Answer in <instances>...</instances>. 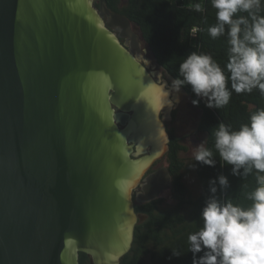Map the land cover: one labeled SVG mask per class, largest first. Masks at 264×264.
Returning a JSON list of instances; mask_svg holds the SVG:
<instances>
[{
	"label": "water",
	"instance_id": "95a60500",
	"mask_svg": "<svg viewBox=\"0 0 264 264\" xmlns=\"http://www.w3.org/2000/svg\"><path fill=\"white\" fill-rule=\"evenodd\" d=\"M95 1L0 0V264H120L170 148L165 82Z\"/></svg>",
	"mask_w": 264,
	"mask_h": 264
},
{
	"label": "clouds",
	"instance_id": "9594fccd",
	"mask_svg": "<svg viewBox=\"0 0 264 264\" xmlns=\"http://www.w3.org/2000/svg\"><path fill=\"white\" fill-rule=\"evenodd\" d=\"M210 2L216 9V23L207 31L212 39L227 36L228 75L210 54L192 52L180 63L179 76L170 85L165 82L161 89L163 109L179 103L178 95L174 99L170 95L179 93L185 85H190L197 97L193 104L198 105L203 99L206 107L215 109L229 103L232 94L229 81L231 90L237 94L251 93L258 88L264 95V15L259 14L264 0ZM191 7L196 12L204 11L201 3ZM191 31L194 35L198 28L193 27ZM144 60L150 63L145 57ZM213 135L214 149L222 166L231 165L232 174L236 176L254 174L257 186L247 193L246 198L251 203L244 207L217 197V185L220 189L229 186L226 176L210 180L212 195L201 212L203 226L187 238L193 264H264V108L253 112L249 122L238 130L219 122ZM193 159L209 166L216 164L213 150L204 142L196 146ZM172 251L175 256L183 254L178 249ZM200 252L203 255L197 257Z\"/></svg>",
	"mask_w": 264,
	"mask_h": 264
},
{
	"label": "trees",
	"instance_id": "16d2710c",
	"mask_svg": "<svg viewBox=\"0 0 264 264\" xmlns=\"http://www.w3.org/2000/svg\"><path fill=\"white\" fill-rule=\"evenodd\" d=\"M114 11L125 14L141 29L150 44L158 62L176 78L179 76L180 63L192 52L210 54L226 70L228 62L227 36L212 39L208 27L216 23V9L210 0H106ZM201 3L204 11L192 10V5ZM260 15H264L262 7ZM247 15V13H238ZM198 28L193 35L192 28ZM197 99L190 85L184 86ZM229 103L221 109L206 107L205 101L197 105L202 113L199 130L205 134V146L212 149L216 158L215 166H209L196 161L199 177L204 185V191L199 197H192L191 191L184 180L185 159L181 151L186 147L180 143V138L174 130L170 131V148L167 153L174 176L173 190L176 202L168 208H161L164 198H157L139 205L138 211L147 214L145 220L139 221L135 229L132 248L122 257L120 264H193V253L189 251L188 236L197 232L203 226L201 212L206 200L212 195L210 180L224 175L229 180L226 189H220L217 197L221 201L232 200L234 204L247 207V193L256 185L254 174L247 177L232 174L231 165H223L219 154L215 152V137L213 130L219 122L231 125L238 130L242 124L249 122L250 115L264 108V95L259 89L251 93H235L231 90ZM172 249L183 252L173 255ZM203 252L197 253L199 257ZM80 264H92L86 252L79 255Z\"/></svg>",
	"mask_w": 264,
	"mask_h": 264
},
{
	"label": "flooded vegetation",
	"instance_id": "af4514ba",
	"mask_svg": "<svg viewBox=\"0 0 264 264\" xmlns=\"http://www.w3.org/2000/svg\"><path fill=\"white\" fill-rule=\"evenodd\" d=\"M95 5L99 8L100 12H103L106 23H109L110 19L108 13L104 9H100V0L95 1ZM105 6L110 11H114L109 7L107 1L105 3ZM110 27L120 37L122 43H124L148 67L150 71L155 72L156 78L161 83L167 82L170 85L171 81L176 79V77L173 74H171L164 66H162L158 62L155 54L151 49L150 44L144 38L140 27L135 22L132 21L130 29H125L123 26L118 24H115ZM143 53L149 54L150 56L149 64L144 60ZM175 96H177V93L174 92L172 94V98H175ZM179 98H180L179 103L176 104L174 107H172L170 117L165 119L164 112H161V116L163 117L167 125L169 134L170 131L173 129L176 135L180 138V143L183 144L187 149L188 146L186 145L185 141L190 139L193 142V119H195L194 117L197 118L202 113V110L199 106L193 104V96L184 86H182L179 92ZM177 130H179L180 132L177 133ZM198 130H199V126H198ZM199 132L202 133L200 130ZM168 151L166 152L163 158L153 163V165L146 172L143 178V182L139 184L137 188H135V192H134V198L136 203L135 207L139 215L145 216L144 219L142 220H145L147 218V214L142 211H138L137 207L139 205L148 203L154 199L145 201L143 203H138L137 202L138 196L141 195L145 196L150 194L149 191L154 187V189L155 188L160 189L159 191L160 196L158 198L161 197L164 198L163 195L166 192H169L170 196L174 198V190H173L174 176L171 171V163L169 162L167 156ZM165 201L166 199L164 198V201L160 205L161 208H164ZM142 220L139 219V221Z\"/></svg>",
	"mask_w": 264,
	"mask_h": 264
},
{
	"label": "rangeland",
	"instance_id": "374dc122",
	"mask_svg": "<svg viewBox=\"0 0 264 264\" xmlns=\"http://www.w3.org/2000/svg\"><path fill=\"white\" fill-rule=\"evenodd\" d=\"M143 56L145 57V59L150 61V56L148 53H143ZM173 93L174 92L171 93V98ZM177 95L179 96V93H177ZM200 117L201 114L197 118L194 117L195 119H193V142L190 139L185 141L188 147L181 153V156L185 159L186 163V168L184 169V180L186 181L191 191V195L194 198L199 197L204 191V185L199 177L196 161H194L193 159V153L196 146H198L202 142H204L205 144L206 136L204 133H200L198 130ZM179 132L180 131L177 130V133ZM163 197L166 199L164 208H168L174 205L176 202V200L170 196L169 192L164 193Z\"/></svg>",
	"mask_w": 264,
	"mask_h": 264
}]
</instances>
